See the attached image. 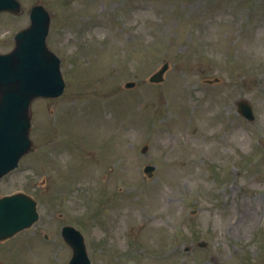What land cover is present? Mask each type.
Masks as SVG:
<instances>
[{"label": "rangeland", "instance_id": "1", "mask_svg": "<svg viewBox=\"0 0 264 264\" xmlns=\"http://www.w3.org/2000/svg\"><path fill=\"white\" fill-rule=\"evenodd\" d=\"M19 1L0 53L44 5L66 89L32 104V150L0 182L41 215L0 264H68L66 225L92 264H264V0Z\"/></svg>", "mask_w": 264, "mask_h": 264}, {"label": "water", "instance_id": "2", "mask_svg": "<svg viewBox=\"0 0 264 264\" xmlns=\"http://www.w3.org/2000/svg\"><path fill=\"white\" fill-rule=\"evenodd\" d=\"M3 11L18 15L22 11L21 3L18 0H0V13ZM30 16L31 25L16 36L15 49L9 54H0V180L15 170L21 158L32 148L33 101L58 98L66 87L61 60L47 45L51 25L49 12L43 5H36ZM168 68L169 64H164L152 75L150 82H163ZM135 85V82H129L126 87ZM237 105L244 117L250 121L255 119L248 101L240 100ZM147 149L145 147L144 150ZM155 169V166H147L145 173L151 178ZM37 206V201L25 193L0 198V240L33 226L40 217ZM62 236L73 251L69 264H91L85 238L80 231L65 226Z\"/></svg>", "mask_w": 264, "mask_h": 264}]
</instances>
